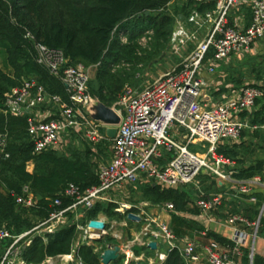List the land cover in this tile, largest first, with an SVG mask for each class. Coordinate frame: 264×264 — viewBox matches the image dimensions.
Returning a JSON list of instances; mask_svg holds the SVG:
<instances>
[{
	"label": "built area",
	"instance_id": "obj_1",
	"mask_svg": "<svg viewBox=\"0 0 264 264\" xmlns=\"http://www.w3.org/2000/svg\"><path fill=\"white\" fill-rule=\"evenodd\" d=\"M189 1L193 6L187 16L179 15L181 22L173 31L169 44L178 54L179 63L142 89L131 85L124 87L118 100L109 106L120 117L113 139L106 133L112 125L93 117L99 99L91 94L89 82L92 79L91 70L97 66L69 64L63 51L36 45L37 62L45 65L63 82L70 101L48 93L35 79H24L21 86L6 94V112L28 116V132L34 142L35 153L61 150L63 138L75 135L95 147L112 140V159L100 164V183L97 186L82 191L78 185L70 184L65 195L72 199V203L66 208L56 209L34 228L14 236L0 225V242L13 239L0 264L23 263L20 259L22 245L29 246L34 235L48 242L50 236L71 225H76L79 231L72 252L74 257L79 247L88 245L94 247L102 262L104 251L110 244L116 243L121 247L118 260H123V264H164L169 252L174 249L179 250L187 264H241L243 248L248 245V240L252 242L258 237L264 205L254 221L242 213L229 214L225 224L233 230V244L226 245L207 238L208 230L195 237L177 235L170 224L154 211L159 208L174 211L173 203L123 204L127 218L121 226L132 231L131 238H126L124 231L118 230L121 227L118 223L109 225L104 217L91 218L85 225L70 218V214L81 208L94 209L101 201L108 200V194L132 184L153 183L164 189L179 188L195 184L205 172L228 179L230 175L223 171V167L230 164V160L217 153L219 145L240 140L246 130L264 129V124H255L250 118L257 100L264 94L259 86L246 84L238 95L211 104L208 98L210 84L202 75L206 72L215 76L216 63L229 60L234 55H244L254 44L264 41V0H251L252 20L245 28L232 25L229 16L247 0ZM208 3H213L214 8L200 10L201 5ZM154 34L151 28L141 34L138 55L142 56L152 49ZM119 38L121 43H129L127 31H121ZM191 43L197 44L184 54ZM131 67L130 62L120 61L113 64V71ZM44 108L49 109L43 111ZM51 116L54 117L48 120ZM198 144L206 147L207 151L193 152L189 149L191 145ZM5 146L3 138L0 140L2 151ZM31 166L32 163H28L29 171ZM262 183V178L255 176L240 182L237 192L256 203V190ZM36 201L28 185L17 199L25 207L33 206ZM224 201L222 193H213L209 196L202 194L195 203L203 216L212 219ZM54 205L61 206L62 199L56 198ZM130 214L136 215L138 220L130 219ZM92 220L103 221L106 228L90 227ZM137 223L142 227L134 231L135 226L132 225ZM26 237L29 239L24 242ZM98 239L104 240L105 247L97 242ZM152 242H157L156 250L150 247ZM72 254L58 259L71 258ZM253 258L252 247L251 263ZM79 264L83 263L79 261Z\"/></svg>",
	"mask_w": 264,
	"mask_h": 264
},
{
	"label": "trees",
	"instance_id": "obj_2",
	"mask_svg": "<svg viewBox=\"0 0 264 264\" xmlns=\"http://www.w3.org/2000/svg\"><path fill=\"white\" fill-rule=\"evenodd\" d=\"M171 1L0 0V49L5 51L7 61V68L0 66V140L4 138L6 141L4 150L0 148V225L12 234L21 235L48 219L56 209L68 207L72 199L66 197L65 191L70 184L78 185L82 191L97 186L100 183V164L95 159L103 156V147L112 145V140H107L95 147L81 137V144H70L64 152L61 149L35 153L34 142L28 132V116L7 113L6 94L21 86L24 79H35L48 93L70 101L63 82L37 62L36 45L63 51L69 64L97 66L89 82V90L101 102L113 106L126 85L134 86L143 65L166 53L179 15L187 16L193 6L191 1L186 2L175 16L170 12ZM213 8V3L200 6L202 11ZM149 28L155 32L152 49L140 56L137 53L138 40ZM121 31L128 32V44L121 43ZM120 61L130 62L132 67L113 71V64ZM252 75L257 81L264 79V61L252 69ZM256 86L264 91L263 86ZM250 118L255 124H264V94L257 100ZM217 153L237 163L238 168L233 174L235 179L260 176L264 182V158H259L264 153V129L244 131L239 142L220 144ZM30 162L34 165L33 171L28 170ZM26 185L37 198L31 207L17 202ZM208 189L220 191L218 182L213 181ZM141 191L142 198L153 204L173 203L174 216L178 213H201L184 187L164 189L148 183L141 187ZM257 197L258 201L252 207L239 211L251 221L258 218L264 204V193H258ZM56 198L62 199L61 206L54 205ZM100 210L101 205L98 204L89 210V217L96 218ZM261 235L264 236V217L258 230V236ZM78 236L76 225L63 227L50 236L48 242L34 235L29 246L22 245L20 259L23 263L16 264H45L49 259L70 255ZM207 238L221 244H233L231 239L213 231L207 233ZM28 239L26 237L23 241ZM12 242L13 239L0 242V262ZM250 253V247L243 248L241 264H264V258L255 253L251 263ZM75 260L76 264L79 261L102 264L94 247L88 245L79 247ZM164 264L187 263L179 250L174 249Z\"/></svg>",
	"mask_w": 264,
	"mask_h": 264
},
{
	"label": "rangeland",
	"instance_id": "obj_3",
	"mask_svg": "<svg viewBox=\"0 0 264 264\" xmlns=\"http://www.w3.org/2000/svg\"><path fill=\"white\" fill-rule=\"evenodd\" d=\"M188 1L189 0H172L173 3H172V8H171L170 12L172 14H174L175 16H178L180 8ZM180 22H181V20H179V18H178L176 25H175V28L179 25ZM196 44H193V43L189 44V48L184 52V54H188L195 47ZM258 57L256 59H247V61H244L245 63L242 60L239 62H236L238 69H240L241 71H245L244 74L248 80L251 79L250 77L252 76L251 75L252 69L254 67H258L259 62H262V59H261L262 57L261 58L260 57L258 58ZM179 61H180V58H179L178 54L174 53L173 49L169 45L166 53L163 56H157L156 58H153L149 63H146L145 65H143V67L140 70V73H138L137 78H135V80L133 82L134 83L133 87L138 89V90L144 88L146 85H148L149 83L158 79L164 73L169 71L172 67L177 65L179 63ZM0 66L3 68H7L6 54H5V51L2 49H0ZM96 69H97V67L92 68V70H91L92 75H94L96 73ZM45 109H49V108H44L42 110L45 111ZM63 140H64L63 141V149L61 150L63 152L65 150H67V147L70 144L76 143L78 145V143L81 144V141H83L81 139V137L73 138L71 136H65L63 138ZM82 146H83V144L81 145V147ZM103 148L105 149V153L103 154V156L99 159H95L99 164L109 161L111 153H112V147L111 146L106 145ZM189 149L193 152H206L207 151V148L203 147L202 144L191 145L189 147ZM228 170H229V168H226V165H225L223 167V171L226 172ZM203 175L204 176L199 177L198 181L195 184L188 185V186L184 187V189L188 192L189 196L192 199H194V201H197L202 196V194L206 195L207 193H209L208 191L211 189H208V187L213 183V181L225 182V184H226L225 185V191H223V192H225L226 194L228 193V195L231 194L232 184H230V182L225 181V180L219 178L218 176L213 175L209 172H205V173H203ZM142 186L143 185H141V184H132L125 189H122V190L108 194L107 195L108 200L100 202L101 210L98 213L96 218L99 219V218L104 217L106 222L109 225L116 222L121 226V223H123L127 218V210L125 208H123V204L127 203V204H139L140 205V203L150 202V201L144 200L142 198V191H141ZM226 197H228V196H226ZM228 199H229V197L227 198V200ZM36 200H37V198H36ZM96 207H97V205H96ZM223 208L224 207H221L219 210L220 212L217 213V215L220 216L221 218H222V215L225 213V212H223V210H224ZM89 212H90L89 210L81 208L80 210H78V212H76L74 214H70V218L72 220H76L81 225H85L91 219L88 215ZM166 212H167V210H166ZM172 217L174 220V225H170V227L174 230V232H176L177 234H180V235L181 234H189L190 231L193 233L194 232L198 233V232H200L201 228L203 227V225H201L199 222L194 221V219H193V218H195L194 216H191L187 213H181L178 216L172 215ZM132 226L133 227L135 226L134 231H139L142 227V224H134ZM133 227H131V228H133ZM204 228L211 230L210 227H204ZM119 229L124 231L123 234L126 238L127 237L131 238L132 231H130L129 228L121 226V227H118V230ZM14 236H17V235H14ZM24 242H27V240H25ZM254 242L255 241L253 240L251 242V244H249L250 249L252 247H255ZM104 243L105 242L103 240V241H101L100 245L104 246L105 245ZM75 261L76 260H75L74 254H72L71 258L68 257V258H64V259H60V260L58 258L51 259V260H48L45 264H76ZM117 262L118 263H116V264H123L122 263L123 260H118ZM112 264H115V263H112Z\"/></svg>",
	"mask_w": 264,
	"mask_h": 264
},
{
	"label": "crops",
	"instance_id": "obj_4",
	"mask_svg": "<svg viewBox=\"0 0 264 264\" xmlns=\"http://www.w3.org/2000/svg\"><path fill=\"white\" fill-rule=\"evenodd\" d=\"M251 0H247L240 8L233 10L232 13L229 16V21L232 25L240 27V28H245L247 27L252 20V7H251ZM262 57V62L264 61V41H260L257 42L256 44H254L251 48V50L247 53H245L244 55H234L232 56L229 60L226 61H221L216 63V75L215 76H210L209 74H207L206 72H204L202 75L206 78V80L209 82L210 84V89H209V94L210 96H208L211 104H215L219 101H222L225 97L228 96H232V95H238L241 92V89L246 85V84H256L258 85V82L261 81H257L254 76L252 75L250 78V80H248L244 74L245 71H241L240 69H238L236 62L239 61H247V59H256L257 57ZM258 57V58H259ZM211 58V56L209 57ZM258 60V59H257ZM245 63V62H244ZM261 62H259L260 65ZM95 75V74H94ZM94 75H92V77H94ZM264 80V79H263ZM262 80V81H263ZM244 116V114L242 115ZM253 132V131H252ZM73 138H79V136H73ZM240 140L236 141L239 142ZM235 142H224L222 144H232ZM79 145V143H78ZM96 152L97 149L95 148ZM259 158H264V153H261L259 155ZM112 159V153L110 156L109 161H111ZM230 160V159H229ZM107 161V162H109ZM34 165L32 163L31 166V170L33 171ZM226 168H229L228 171H226L225 173L230 175V178L228 179H223L225 181L230 182V184H232V190H231V194L228 195V193L226 194L225 192V182H218V187H220V191L219 190H210L208 191L209 195L213 194V193H222L225 196V206H224V210L223 212H225L222 215V218L220 216L217 215L218 212H220L219 210L214 214V217L212 219H209L205 216H203L201 213L198 215H194V214H189L191 216H194L195 218L194 221L199 222L201 225H203V230H208L209 231H213L217 234H220L228 239H232L233 237V230L227 226L226 220L229 216V214L231 213H242L243 209H245L246 207H252L253 204L248 197L243 196L241 194H239L237 192L238 187H239V183L245 180H250V179H243V180H238L235 179L233 177V174L236 172V169L238 168V165L236 162L230 160V164H226ZM254 178V177H253ZM252 179V178H251ZM258 193H264V182L262 183V185L258 186V189L256 190V196ZM229 199L227 200L228 197ZM258 198V197H257ZM257 203V202H256ZM264 205V204H263ZM263 205L260 207V209L263 207ZM154 211L166 222H168L170 225H174V220L172 215L175 213L173 211H168L166 212V210L164 209H154ZM242 211V212H239ZM181 213H178V215ZM140 224V223H137ZM206 225V226H205ZM204 227H210L211 230L209 229H205ZM248 231H251V229H248ZM200 232H194L193 235H191V231L189 232V234H183L180 236H190V237H195V236H199ZM176 233V232H175ZM251 244V240H248V245L246 247H250ZM226 245V244H223ZM254 253L261 256L262 258H264V236H258L255 240V247H254ZM151 254V252H150Z\"/></svg>",
	"mask_w": 264,
	"mask_h": 264
},
{
	"label": "water",
	"instance_id": "obj_5",
	"mask_svg": "<svg viewBox=\"0 0 264 264\" xmlns=\"http://www.w3.org/2000/svg\"><path fill=\"white\" fill-rule=\"evenodd\" d=\"M258 85L264 87V80L261 82H258ZM93 117L97 120H101L109 125H112V127L107 128L106 133L110 139L115 138L116 133H117V128L115 126L120 122V117L115 113V111L111 107L107 106L106 104H104L103 102L99 100ZM182 130H184V128H182ZM129 218L132 220H138V217L134 214H130ZM89 225L90 227L101 229V230L106 228V224L100 220H92ZM101 241H102L101 239L97 240V242H101ZM150 247L156 250L157 242H152L150 244ZM120 250H121V247L119 244H116V243L110 244L109 248H107L101 256L102 263L112 264L113 262L117 261L120 258ZM137 264H144V263H137Z\"/></svg>",
	"mask_w": 264,
	"mask_h": 264
}]
</instances>
